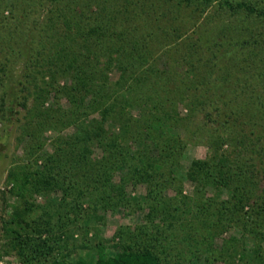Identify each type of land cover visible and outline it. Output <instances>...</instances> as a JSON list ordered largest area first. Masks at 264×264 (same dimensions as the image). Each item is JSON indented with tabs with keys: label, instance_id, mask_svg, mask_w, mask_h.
<instances>
[{
	"label": "trees",
	"instance_id": "16d2710c",
	"mask_svg": "<svg viewBox=\"0 0 264 264\" xmlns=\"http://www.w3.org/2000/svg\"><path fill=\"white\" fill-rule=\"evenodd\" d=\"M210 10L231 26L217 38H198L207 50L200 58L187 33H204L205 23L189 31V19ZM18 61L34 104L19 139L27 140L25 160L7 176L18 205L3 222L5 253L16 264H89L71 259L73 228L84 231L80 249L94 253L93 264L249 263L243 240L231 237L220 248L214 242L233 227L264 241V0H0V86ZM236 72L250 79L244 104L252 129L234 136L243 125L234 110L243 94ZM197 113L203 126H215L201 135L212 154L190 163L185 178L194 190L187 196L176 171L201 134V127L189 131ZM71 127L73 135L62 134ZM49 129L58 134L41 156ZM139 186L145 195L131 197L128 188ZM35 195L47 204L35 205ZM120 209L143 212L142 224L88 245L89 224ZM263 256L256 244L251 261L262 264Z\"/></svg>",
	"mask_w": 264,
	"mask_h": 264
},
{
	"label": "rangeland",
	"instance_id": "374dc122",
	"mask_svg": "<svg viewBox=\"0 0 264 264\" xmlns=\"http://www.w3.org/2000/svg\"><path fill=\"white\" fill-rule=\"evenodd\" d=\"M214 10V9H213ZM213 10H210L208 13L194 18V20L189 19V31L192 30V26L195 22H201V24H204L205 30L204 33L201 31L197 32V34H194L192 32H188L187 34L190 37V41L193 47L194 43H199L198 51H195L194 54L197 57H203L205 52L207 51L206 48L202 46L198 38H202L203 36L209 37V38H217L216 35L220 33V31L225 29L230 22L226 18H221L218 16L213 15ZM38 13H41V19L44 17V13L42 9H38ZM40 19V20H41ZM42 21V20H41ZM238 22V20H235ZM16 23V22H15ZM40 21L38 20V24ZM235 24V22H233ZM236 25V24H235ZM37 25H31V28ZM233 26V25H232ZM21 27V25H20ZM13 28L11 27V31ZM199 41V42H198ZM191 47L188 45V48ZM198 54V55H197ZM163 61L165 58H162ZM205 60V59H204ZM227 63V62H222ZM231 64L227 63L226 65ZM24 63L22 61L15 62L13 65L10 66V68L6 71V77L4 78V85L0 86V264H16L17 260L16 258L11 254H6V235L4 233L3 228V222L6 219H9L11 215V207L18 205L17 199L11 194V187L12 185L8 182L7 176L9 171L13 168L14 165L20 164L21 160H25V147L27 144V140L20 143L19 139H21V127L27 123L28 118V111L32 109L34 100L32 97L28 95V92L32 90V85H27L24 83ZM238 89H243V94L241 97H239L237 100V105L235 106L234 110L237 111V115L241 116V119L239 120V124L241 125L239 128H237L236 133L233 130L234 136L235 134L241 135L250 133L252 129V123L249 124L248 120L250 118L249 115L252 114V111H250V108L245 105L244 103L250 102L251 92H249L251 89H247L248 84H250V79L245 76L244 73H238ZM243 76V77H242ZM245 76V77H244ZM109 77L111 82H116L119 78V72L116 69H112L111 73H109ZM20 82L24 83V85H20ZM26 82V81H25ZM67 80H62L60 82V85L67 84ZM25 88L29 89L26 91ZM264 94V93H263ZM228 95V94H226ZM233 97V96H232ZM231 97V99H233ZM26 98L28 99L26 101V108L21 107L22 104L25 103ZM55 101L54 94L50 95L49 101L46 103V107L49 105H52ZM60 103L64 107H68V103L65 99H61ZM133 113L136 115L137 111L134 109ZM179 114L182 117H186L187 114H189L188 109L184 106L179 107ZM191 121L189 123V131H196L198 127H201V134L194 136L192 141L187 144V148L184 152L183 158L180 163V167L177 169L176 174L177 176L182 180L181 184V190L184 195L192 196L194 185L189 182L185 178V173L190 166V163L193 160H202L208 158L212 151L208 148V141L207 139H202L201 135L204 134L206 136L207 131L209 128H214L215 126L213 124L207 125L206 127L203 126L204 124V115L202 113H197L195 115H192ZM188 127V126H187ZM116 132L118 129H115ZM76 132L74 127H71L69 129H66L62 131V134L64 135H73ZM183 138L186 140L187 137L185 132H181ZM57 132L49 129L45 131L41 137V141L45 143V147L43 151L40 153L41 156H45L48 153L52 151V141L56 138ZM238 142V141H237ZM232 144H236V141ZM223 150H230L228 146H224ZM95 156L99 157L101 155L100 150L95 149ZM119 175L117 176L116 180L118 181ZM264 183V181H263ZM264 186V184H263ZM208 196L214 195V191L209 188L208 189ZM128 193L131 197H142L145 195V187L139 186L136 189L128 188ZM168 196L175 195V192L173 190H170L167 193ZM228 194L224 193V198H228ZM52 200H58L59 195L54 194L50 196ZM48 202V198L43 196H34L33 197V203L37 206L44 207ZM101 216L103 217V220L99 223H95V221H92L89 226L92 228L89 231L88 239L90 240L87 244L92 245L97 241H101L105 244H108L112 238L114 237L115 233L121 226L126 227H132L138 226L142 224L143 221V212H130L127 213L126 211L120 209L117 212H100ZM95 232L97 233L98 238H95ZM71 238L68 240L67 248L70 249V251L73 252L71 259L74 261L79 257H85L88 258V263L93 264L94 263V253H92L89 249H80V246L83 244L85 240L84 238V231L78 230V229H71ZM236 238L239 240H243L245 245V251H246V258L248 259L247 264H258L254 261L252 262L251 259L253 258V250L255 249L256 244L260 245V248L262 249L264 253V241L258 243L257 241H254V239L247 235L241 227H233L230 229H227L223 232L221 236H219L214 244L216 245V248H220L223 241L229 240L230 238ZM264 257V256H263ZM196 264V263H195ZM197 264H204L203 262L197 263ZM214 264H223L222 262H215ZM236 264H242L241 261H237ZM264 264V263H262Z\"/></svg>",
	"mask_w": 264,
	"mask_h": 264
}]
</instances>
